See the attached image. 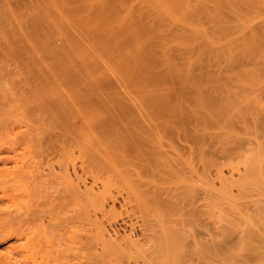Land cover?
<instances>
[{
    "label": "rangeland",
    "instance_id": "obj_1",
    "mask_svg": "<svg viewBox=\"0 0 264 264\" xmlns=\"http://www.w3.org/2000/svg\"><path fill=\"white\" fill-rule=\"evenodd\" d=\"M0 156L19 264H264V0H0Z\"/></svg>",
    "mask_w": 264,
    "mask_h": 264
},
{
    "label": "bare ground",
    "instance_id": "obj_2",
    "mask_svg": "<svg viewBox=\"0 0 264 264\" xmlns=\"http://www.w3.org/2000/svg\"><path fill=\"white\" fill-rule=\"evenodd\" d=\"M52 133H53V132H52ZM38 135H39V134H36L35 136L38 137ZM53 135H54V134H53ZM53 135L51 134V135H50V138H52ZM48 136H49V135H48ZM36 139H37V138H36ZM49 154H50V152H49ZM47 156H48V155L46 154V159H44V160H43L44 157H42V159H41V158H40V159L43 160V162H44V161H48L47 158H49V156H48V157H47ZM3 157L6 158V159H8V161L10 162V160H9L10 158L5 157V156H0V158H3ZM4 158L2 159V160L5 161V162L3 161V165H4V163L6 164V160H5ZM50 158H51V157H50ZM49 160H51V159H49ZM8 161H7V162H8ZM51 161H52V160H51ZM0 163H1V162H0ZM14 163H15V162H14ZM35 163H36V162H35ZM45 163H46V162H45ZM50 163H51V162H48L47 165H48V164L50 165ZM15 164H16L17 166L14 165L13 168L15 169V166H16L20 171H19V172H18V170L15 171V170H13V168H12V171H10V173H11V174L15 173V174H13V175H14L13 178H14L15 176L17 177L16 172H18V173L21 172L20 174L22 175V171H23V173H24V171H25L24 169H23V170L21 169V166H20V165H19V166H20V167H19L17 163H15ZM51 164H52V163H51ZM49 165H48V166H49ZM4 166L6 167L7 165H4ZM8 166H9V165H8ZM8 166H7V167H8ZM50 166H51V165H50ZM5 167H4V170H5ZM8 168H11V167L9 166ZM8 168H6V170H7ZM17 168H16V169H17ZM32 170L34 171V168H33ZM8 171H9V169H8ZM12 172H13V173H12ZM31 172H32V171H31ZM24 174H25V173H24ZM8 176H11V175H8ZM8 176H7V177H8ZM24 176H25V175H24ZM24 176H23V177H24ZM4 177H5V178H3V176H2V178H1L2 181H3L4 183L1 181V179H0V183L2 182L3 184H2V183H1V184L5 186V181H9V180L12 178V176H11V178H10L9 180H5V181H4V179H6L7 177H6V175H5ZM16 177H15L14 179L12 178L13 180H10V183L13 182L12 185H11V184L9 185V182L7 183L11 188H12L13 184H15L14 181L20 179V178H18V177H20V175H18V177H17L18 179H17ZM8 178H9V177H8ZM8 178H7V179H8ZM21 178H22V177H21ZM33 178L35 179V175H34ZM20 180H21V179H20ZM8 185H7V188H8ZM0 186H1V185H0ZM4 186H1V188H3ZM3 189H4V188H3ZM3 189H1V190H3ZM4 190L7 191L6 188H5ZM4 190H3V196H5V194H6ZM36 191H38L37 188H33V193H34L35 196H36V193H37ZM4 193H5V194H4ZM37 195H38V194H37ZM3 196H2V195L0 196L1 201L3 200L2 198H5V197H3ZM1 197H2V198H1ZM0 204H1V203H0ZM1 205H2V204H1ZM83 206L86 207L85 205H83ZM1 207H2V208H0V214H1V213H2V214H1L0 218L2 217V219H0V220H2V222H3V221H4L3 218H4V217H7V215L4 216V213L2 212V211H3V210H2V209H3V206H1ZM5 207H6V206H5ZM81 207H82V206H81ZM81 207H80V208H81ZM84 207H83V208H84ZM80 208H79V209H80ZM8 209H9V210H8ZM35 209H37V211L39 210L38 207L32 209V212H31V213H33L32 215L35 214V212H34V211H36ZM1 210H2V211H1ZM7 210L9 211V214H11V215L13 214L12 216H14V215L16 216V215H17V217L14 216L15 218H17V219H16L17 221H18V218L21 217L20 220H19V222L22 223L21 219L24 218V215L21 216V215H20L21 213H20V214H16V213H15L16 211L19 212V210L14 211V213H12V212L10 211V208H8V207H7ZM11 210H12V209H11ZM81 210H82V211H81ZM84 210H85V211H84ZM18 212H17V213H18ZM80 212H84V213H80ZM80 212H79V213H80L79 216H80L81 214H82V215L84 214V215L86 216V214H85V213H86V208H85V209H80ZM36 213H37V212H36ZM2 215H3L4 217H3ZM11 215H9L10 218L12 217ZM18 215H20V216H18ZM36 215H37V214H36ZM36 215H35V216H36ZM84 215H83V216H84ZM83 216H82V217H83ZM85 216H84V218H82V220L84 221V223H85V221H86V220H85V219H86ZM9 217H7L8 219H6V220H11V219L13 220V218H14V217H12L11 219H9ZM79 218H80V221H81V223H82V226L85 227L84 224H83V221L81 220V216H80ZM16 220L14 219V221H16ZM22 220H23V219H22ZM14 221H12V222H14ZM17 221H16V222H17ZM0 222H1V221H0ZM4 222H5V221H4ZM9 222H11V221H8L7 224L10 225L11 230H12L13 226H14V228H17V227H18V226L15 227V224H16L15 222H14L15 224L13 223L14 225L12 224V222H11V224H10ZM19 222H17L18 225L20 224ZM81 223H80V224H81ZM3 224H4V225H2V227L5 226L6 223H3ZM0 225H1V224H0ZM6 226H7V225H6ZM6 226L3 227V228L1 227L2 229L0 228L1 233H2V231H3V232H6V231L8 232L9 227H6ZM80 226H81V225H80ZM82 226H81L82 229L80 228V229H81L80 234H82L81 232H83V230L86 229V228L83 229ZM4 228L6 229V231H5ZM7 228H8V229H7ZM15 230H16V229H14V231H15ZM85 231H86V230H85ZM85 231H84L83 234H86ZM1 233H0V235H1ZM8 233H9V234H8ZM8 233H6L5 235L8 234V236H10V235L13 234V233H11L10 231H9ZM10 233H11V234H10ZM3 235H4V233H2V238H3V237L5 238L6 236H5V235L3 236ZM16 236H19V237H20V235H17V234H16ZM0 237H1V236H0ZM84 237H85V236H84ZM2 238H1V240H2ZM4 238H3V239H4ZM6 238H7V237H6ZM84 240H85V242H86V239H85V238H84ZM84 240H83V241H84ZM11 248H12V250H14V251L16 250V248L13 249L14 247H9V250H10ZM12 250H11V251H12ZM11 251H9V252H2V253L0 252V257L2 258V259H1L2 261H1V262H3L4 264H9V263H11V262H13V263L15 262L16 264H19L20 262L18 261V260H19V258L17 257L18 255H17V256L15 255V256H14L15 258L12 257V254H13V253H12L11 255H9ZM8 253H9V254H8ZM15 253H16V252H15ZM15 253H14V254H15ZM14 254H13V255H14ZM17 254H18V253H17ZM16 257H17L18 260L16 259ZM11 258H12V259H11ZM13 258H14V260L16 259L17 262H19V263H17L16 261H14ZM1 262H0V263H1ZM3 263H2V264H3ZM13 263H12V264H13ZM21 264H22V263H21ZM23 264H24V263H23Z\"/></svg>",
    "mask_w": 264,
    "mask_h": 264
}]
</instances>
